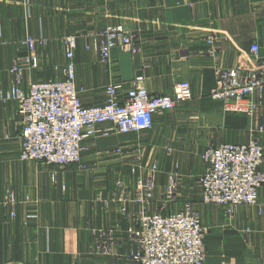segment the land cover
<instances>
[{"label": "crops", "instance_id": "0c3cea01", "mask_svg": "<svg viewBox=\"0 0 264 264\" xmlns=\"http://www.w3.org/2000/svg\"><path fill=\"white\" fill-rule=\"evenodd\" d=\"M116 24L134 34L138 52L115 47L107 65L99 35ZM69 35L86 105L102 103L106 85L118 80L153 94L171 93L176 83L188 81L192 98L156 114L152 128L140 134L89 139L87 168L55 171L21 160L18 106L2 100L12 85L10 69L30 56L26 41L32 38L38 64L23 61L25 88L63 77ZM257 40L262 47L255 55ZM239 65L264 71V0H0V264H127L137 182L149 178L153 165L151 210L177 212L192 204L204 228L205 264H264V186L258 205L228 213L222 205L205 204L199 184L207 147L254 139L264 146V83L252 95L251 115L224 111L211 98L217 71ZM112 144L123 154L108 153ZM173 178L177 189L170 199L165 189ZM117 181L133 199L125 218ZM8 190L13 204L6 202ZM98 231L112 234L110 253L96 250Z\"/></svg>", "mask_w": 264, "mask_h": 264}, {"label": "built area", "instance_id": "2783aa9c", "mask_svg": "<svg viewBox=\"0 0 264 264\" xmlns=\"http://www.w3.org/2000/svg\"><path fill=\"white\" fill-rule=\"evenodd\" d=\"M99 36L101 61L107 65L115 47L127 46L134 53L138 52L134 34L125 25H108ZM211 42L212 37L208 39V43ZM26 44L31 54L24 60L36 67L38 60L33 54L36 43L28 38ZM66 45L63 78L34 81L26 89L22 60H15L10 69L12 85L2 100L17 103L21 122L20 159L23 161L34 160L59 168L79 164L87 168L82 159L90 150L89 139L107 137L112 131L122 135L140 134L152 128L156 114L170 111L178 103L192 98V85L188 81L176 83L171 93L153 94L145 87H128L118 80L106 85L102 103L86 105L76 85L74 37L67 38ZM261 47L262 42L257 40L251 52L256 55ZM263 83L264 71L260 67L249 69L239 65L220 69L211 98L221 102L224 111L251 115L255 109L252 95ZM99 125L109 126L98 129ZM200 157L204 172L199 184L205 204L222 205L228 213L241 205L259 204L264 186V146L258 139L246 144L209 146ZM150 171L146 181L137 182L134 198L138 204L137 224L128 230L134 248L127 264H205V235L199 212L190 203L177 212H153L150 203L155 195L156 165ZM118 185L121 195L117 201L125 218L128 203L133 199L123 182L119 181ZM176 189L173 178L165 190L166 196L172 199ZM14 201V194L7 191V204ZM96 235L99 238L97 249L110 253L112 234L98 231ZM103 238L105 240H100Z\"/></svg>", "mask_w": 264, "mask_h": 264}, {"label": "rangeland", "instance_id": "374dc122", "mask_svg": "<svg viewBox=\"0 0 264 264\" xmlns=\"http://www.w3.org/2000/svg\"><path fill=\"white\" fill-rule=\"evenodd\" d=\"M69 37H72V36H67L66 37V39L67 38H69ZM66 41V40H65ZM26 58V57H25ZM24 58V59H25ZM24 59H21L22 60V63H23V61L25 62V60ZM17 60V59H16ZM20 60V59H19ZM24 75H25V73H24ZM24 78V77H23ZM61 78H63V77H61ZM57 79H60V78H57ZM56 80V79H55ZM77 84V83H76ZM78 91H79V95H81V91L82 90H79L78 89ZM81 97V96H80ZM82 99V98H81ZM109 126V125H108ZM104 127H106V125H104L103 127H101L100 129H102V128H104ZM116 135L117 134V136H126V135H122V134H119V133H117L116 131H112V132H110V134H109V136H107V137H96V138H101V139H109L110 138V136L111 135ZM117 147V145H108L107 147H106V150H107V152L109 153V152H115V154H117V155H120V154H123V153H120V149ZM107 152H106V155L105 156H107V159H109L110 157H111V155L110 154H107ZM86 156V155H85ZM102 156V155H101ZM82 161L84 162L85 161V159H82ZM73 165H75V166H77V165H79V164H73ZM70 166H72V165H70ZM51 167H53V166H51ZM67 167H69V166H65V167H61V168H59V167H53L54 169H56L55 171H58V170H60V169H63V168H67ZM80 167V166H79ZM89 172V171H88ZM91 173V172H90ZM119 184V181H117V185ZM119 186V185H118ZM156 188V187H155ZM166 190V189H165ZM8 191H10V190H8ZM13 193V192H12ZM7 194V193H6ZM14 198H15V196H14ZM153 202V201H152ZM152 202L150 203V206L152 205ZM14 203H15V201H14ZM118 203V202H117ZM152 207V206H151ZM165 210V209H164ZM120 211H121V206H120ZM32 217H35V216H32ZM122 217V216H121ZM97 242H99V238H98V241ZM97 244V243H96ZM96 250L98 251V252H101V253H104L103 251H101V250H98L97 249V246H96Z\"/></svg>", "mask_w": 264, "mask_h": 264}]
</instances>
